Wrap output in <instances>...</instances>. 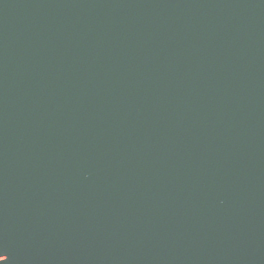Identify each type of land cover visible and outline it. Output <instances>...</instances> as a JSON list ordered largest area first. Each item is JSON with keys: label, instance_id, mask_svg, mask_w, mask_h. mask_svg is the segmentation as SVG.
I'll return each mask as SVG.
<instances>
[{"label": "water", "instance_id": "1", "mask_svg": "<svg viewBox=\"0 0 264 264\" xmlns=\"http://www.w3.org/2000/svg\"><path fill=\"white\" fill-rule=\"evenodd\" d=\"M0 255L264 264V0H0Z\"/></svg>", "mask_w": 264, "mask_h": 264}, {"label": "snow or ice", "instance_id": "2", "mask_svg": "<svg viewBox=\"0 0 264 264\" xmlns=\"http://www.w3.org/2000/svg\"><path fill=\"white\" fill-rule=\"evenodd\" d=\"M0 257H5V255H0ZM6 257H7V256H6ZM7 259H8V257H7ZM7 259H6V260H7ZM6 260H5V261H6Z\"/></svg>", "mask_w": 264, "mask_h": 264}]
</instances>
